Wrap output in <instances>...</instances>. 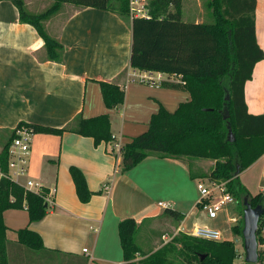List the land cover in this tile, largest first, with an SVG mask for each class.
I'll return each mask as SVG.
<instances>
[{
  "label": "crops",
  "instance_id": "crops-1",
  "mask_svg": "<svg viewBox=\"0 0 264 264\" xmlns=\"http://www.w3.org/2000/svg\"><path fill=\"white\" fill-rule=\"evenodd\" d=\"M35 1L48 5L44 0H23L27 13L42 14L52 5L50 2L40 13L27 11L26 7ZM64 7L69 11L60 13ZM62 16L60 25H50ZM131 19L63 4L43 22L45 33L64 48L62 62L57 63L46 58L43 40L32 26L19 21L15 6L0 1V134L8 139L19 123L64 129L78 116L90 119L108 115L110 131L116 139L110 145L95 147L91 138L67 131L33 135L27 179L39 183L47 195L46 215L39 222L29 223L25 209L4 211L2 219L9 243L17 245V231L28 229L40 236L48 251L83 257L88 264H121L119 222L131 218L142 226L160 216L171 219L158 203L182 215L179 224L174 222L181 233L206 227L218 230L225 240L221 228L239 224L241 213L234 205L233 216L224 208L216 219L207 218L198 205L196 181L200 179L192 178L189 165L183 161L148 157L133 169L121 172V158L114 146L145 133L160 106L173 113L190 100L189 93L182 89L138 81L140 71L129 64ZM255 38L264 55V0H256ZM182 81L180 76H174L173 82L165 79L163 83L180 85ZM100 82L118 85L124 92L123 104L108 110ZM244 99L249 114L264 115V56L245 83ZM112 150L115 155L110 153ZM70 167L81 171L93 194L85 204L76 195ZM238 178L250 195L264 193V155ZM10 251L11 264L37 258L24 249L13 247Z\"/></svg>",
  "mask_w": 264,
  "mask_h": 264
},
{
  "label": "trees",
  "instance_id": "trees-1",
  "mask_svg": "<svg viewBox=\"0 0 264 264\" xmlns=\"http://www.w3.org/2000/svg\"><path fill=\"white\" fill-rule=\"evenodd\" d=\"M0 1H9L15 6L19 21L32 26L43 40L46 58L57 63L62 62L64 48L45 33L43 22L63 4L103 10L123 19L132 18L130 67L140 72L180 76L183 85L165 82L161 86L182 89L189 93L190 100L181 103L173 113L160 106L152 115L147 131L120 147L121 172L133 169L148 157L213 160L212 169L203 179L225 182L234 199L238 201L242 197L241 220L231 228L232 233L242 239L243 199L247 198L252 208L260 205L264 209V194L250 196L238 178L264 155V115L249 114L244 99L245 83L251 79L255 64L264 56L255 38L256 0H207L209 23L185 22L181 0H149L147 18L131 17L129 0H47L52 5L38 15L27 13L23 0ZM99 86L108 110L123 104L124 92L118 85L100 82ZM20 127L31 128L33 135H60L67 131L91 138L95 147L110 145L116 140L110 131L108 115L90 119L78 116L64 129L19 123L0 151L2 172L7 169L10 142ZM229 131L232 141L228 140ZM110 153L115 155L113 150ZM69 173L79 201L89 202L93 194L81 171L70 167ZM45 195L44 191L40 194L26 191L0 179V264H11L13 247L31 252L40 264H88L83 257L46 250L40 236L28 229L17 231V245L8 242L3 212L25 209L29 223L39 222L46 215ZM163 214L177 224L183 220L182 215L170 209ZM139 226L131 218L122 219L118 224L126 264H135L132 260L141 252L135 242ZM263 230L264 213L256 234L258 264L262 263L259 250ZM141 256L144 258L138 264H236L238 253L233 241H206L179 233L168 244L150 249Z\"/></svg>",
  "mask_w": 264,
  "mask_h": 264
},
{
  "label": "built area",
  "instance_id": "built-area-1",
  "mask_svg": "<svg viewBox=\"0 0 264 264\" xmlns=\"http://www.w3.org/2000/svg\"><path fill=\"white\" fill-rule=\"evenodd\" d=\"M144 0H129L131 17L147 18L148 9L144 7ZM140 6L135 8L134 6ZM166 75L165 78H163ZM174 75H167L157 72H139L138 81L147 85H161L166 81L173 82ZM184 84V82H180ZM32 129L29 127H20L15 131V135L8 148V160L6 172L0 170V179L4 178L9 182L22 187L24 190L40 194L42 186L27 179L28 160L31 149ZM120 145L116 144L114 149L119 153ZM196 189L199 193L198 205L206 213L208 219L214 220L218 213L228 205L234 203L233 196L228 192L225 182H216L209 179H200L196 181ZM47 201V195L44 197ZM158 206L164 210L169 209V205L158 203ZM187 235L206 241H221V234L218 230L206 227H196ZM87 250L84 249L83 253ZM260 252L264 256V244L260 247ZM121 264H126L125 262Z\"/></svg>",
  "mask_w": 264,
  "mask_h": 264
},
{
  "label": "rangeland",
  "instance_id": "rangeland-1",
  "mask_svg": "<svg viewBox=\"0 0 264 264\" xmlns=\"http://www.w3.org/2000/svg\"><path fill=\"white\" fill-rule=\"evenodd\" d=\"M42 1V0H38ZM182 1V9H183V19L187 21H196L198 22H210L209 12L207 11L205 4L207 0H181ZM44 3H48V5L40 4L35 2L31 3V8L26 7V10L33 13H40L47 9L51 3L50 1L44 0ZM149 3V0H144L143 4L144 7H147ZM45 6V7H44ZM139 6H134L135 8H140ZM69 9V8H66ZM67 13L69 10H65V7L60 10V13ZM64 16L61 17V20L58 22H54L50 24L51 26H58L62 22V19ZM7 139V135L0 134V151L2 149L3 144L5 143ZM180 161H183L187 163L190 167L192 175L198 177L199 179H203L205 175L212 169L214 165V161L210 159H203V158H182ZM256 171V170H254ZM258 193V192H257ZM256 193V195H257ZM264 194V193H261ZM250 195V194H249ZM252 196V195H250ZM255 196V195H254ZM242 197L239 198L237 201L234 199V203L228 205L226 208L229 209V212L231 215H234L235 209L238 207V211L241 213L242 206L241 201ZM235 206L236 208L233 210L232 206ZM235 225L233 223H229L227 225H224V227L221 228V230L224 231V239L233 241L235 248L238 253V258L235 261L236 264H245L244 263V251H243V245H242V239L240 236H235L231 228ZM181 232L177 231V225L174 223L173 220L167 218V217H158L153 222L150 223H144L142 226H139L137 230V234L135 235V242L137 246L141 249V252H138L135 254V257L132 260V263L138 264L144 257L141 256L142 253L148 252L150 249H159L163 245L168 244L173 237H175L177 234ZM261 239L262 244H264V230L261 233ZM28 252V251H27ZM259 256L261 258V264H264V256L260 253L259 250ZM27 262H23L24 264H40L37 258L33 259H26ZM17 261L15 264H18Z\"/></svg>",
  "mask_w": 264,
  "mask_h": 264
},
{
  "label": "water",
  "instance_id": "water-1",
  "mask_svg": "<svg viewBox=\"0 0 264 264\" xmlns=\"http://www.w3.org/2000/svg\"><path fill=\"white\" fill-rule=\"evenodd\" d=\"M225 100H228V95ZM229 141H232V134L229 131ZM46 208L47 205L45 204ZM243 212H242V242L244 251V262L246 264H258V243H257V229L258 222L264 213L262 206L258 205L254 208L248 203L247 198L243 199Z\"/></svg>",
  "mask_w": 264,
  "mask_h": 264
}]
</instances>
